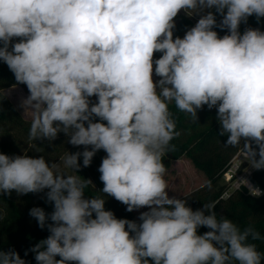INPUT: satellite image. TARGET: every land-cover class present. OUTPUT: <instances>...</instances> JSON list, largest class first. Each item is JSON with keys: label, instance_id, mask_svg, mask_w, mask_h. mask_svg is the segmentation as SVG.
Returning a JSON list of instances; mask_svg holds the SVG:
<instances>
[{"label": "clouds", "instance_id": "9594fccd", "mask_svg": "<svg viewBox=\"0 0 264 264\" xmlns=\"http://www.w3.org/2000/svg\"><path fill=\"white\" fill-rule=\"evenodd\" d=\"M181 10L200 18L174 38ZM253 15L264 17V0H0V60L29 91L21 105L32 112L29 140L63 132L84 146L63 157L75 172L81 157L89 167L103 150L100 191L128 212L149 209L139 223L118 219L105 199L85 196L91 181L43 156L0 153V195L47 189L53 205L29 211L50 233L30 249L37 264H261L264 254L248 242L260 233L218 219L214 203L193 210L170 197L163 163L180 135L174 102L195 120L215 107L225 145L243 140L251 168L264 169V31H239ZM244 181L250 195H264ZM0 264L26 261L0 249Z\"/></svg>", "mask_w": 264, "mask_h": 264}, {"label": "trees", "instance_id": "16d2710c", "mask_svg": "<svg viewBox=\"0 0 264 264\" xmlns=\"http://www.w3.org/2000/svg\"><path fill=\"white\" fill-rule=\"evenodd\" d=\"M210 11L215 12V9H210ZM216 18L217 24H219L222 17L217 13ZM195 24L186 16H181L173 30L174 38L176 36L183 38L186 31L194 27ZM249 27L264 31V17L259 21L254 15L249 17L247 23L240 25L239 31L243 33ZM214 30L221 37L227 34V29L221 30L216 27ZM16 42H19V38L13 39L12 43ZM161 55L159 52L155 53L154 59L160 58ZM17 85H21L28 91L27 86L18 83L7 64L0 60V153L9 156L28 155L37 158L43 156L49 164L58 163L74 146L67 142L68 137L63 132L59 133L57 138L51 142L47 139L29 140L32 120L24 118L4 93L5 89ZM90 100L93 103L97 102L95 96ZM169 110L175 120L176 131L180 135L170 142V145L174 147L167 151L163 157L166 169H169L174 161L186 157L204 173L207 179L202 187L180 199H187L188 206L193 210L203 208L204 204L214 203L218 219L221 216L229 218L241 230L247 227L253 228L260 233L261 238L252 240L249 237L248 242L255 244L257 250L264 254V195L253 197L246 190H241L234 192L228 199H221L227 187L222 179L223 173L232 158L239 150L243 149L244 141L242 140L241 144L236 147L225 145L227 136L219 135L220 125L216 119L217 109L215 107L209 110L205 105L202 110H198L197 120L190 114L178 110L174 102L169 104ZM253 147L255 148L256 145L253 144ZM83 150L84 146H78V151L82 152ZM89 150H91L90 146ZM79 160L81 164L80 178L91 181L84 190L85 196L89 198L101 197L106 200L105 209L111 210L118 219L135 220L139 223L140 221L135 216V210L128 212L125 205L100 191L103 188V183L99 179L101 174L98 168L102 160L98 153L93 157L89 167H83L82 157ZM250 180L264 191V169H254ZM46 192L47 189L41 193L17 195L15 191H12L10 196L0 195V249L15 250L26 261V264H37L35 253L30 249L50 235L47 227L41 229L36 219L29 215V211L33 207H41L46 213L53 211V205L46 202ZM206 231L209 229L200 227L198 234L202 235ZM26 252L27 255H25ZM56 258L60 259V257ZM261 264H264V259Z\"/></svg>", "mask_w": 264, "mask_h": 264}, {"label": "rangeland", "instance_id": "374dc122", "mask_svg": "<svg viewBox=\"0 0 264 264\" xmlns=\"http://www.w3.org/2000/svg\"><path fill=\"white\" fill-rule=\"evenodd\" d=\"M185 14L187 18L192 20L194 23H197L200 18L199 15L188 16L183 10L175 18V23H177L181 16ZM155 67V66H154ZM154 80H158L159 77L154 75ZM5 95L13 102L19 112L27 120H32V112L30 109L23 108L22 101L27 98L29 91H26L21 85L13 86L4 90ZM78 152V147L74 146L70 149L69 153ZM68 153V152H67ZM66 153V154H67ZM98 156L102 160L107 154L103 150H99ZM65 154V155H66ZM64 155V156H65ZM63 156V157H64ZM63 157L59 160V171L66 175H78V172H75L73 169L66 168L63 163ZM80 163V160L78 161ZM81 165V164H80ZM166 181L169 184L168 194L170 197L175 196L177 198H182L188 194H191L198 188L202 187L207 179L203 172L197 169L188 158L184 157L180 160L174 161L169 169L165 173ZM147 207L135 210V216L137 219L141 212L148 211ZM139 220V219H138Z\"/></svg>", "mask_w": 264, "mask_h": 264}, {"label": "built area", "instance_id": "2783aa9c", "mask_svg": "<svg viewBox=\"0 0 264 264\" xmlns=\"http://www.w3.org/2000/svg\"><path fill=\"white\" fill-rule=\"evenodd\" d=\"M253 170L254 169L251 168L250 164L244 157L243 149L239 150L223 173L222 179L227 187L221 196V199H228L236 191L246 190L249 193L244 180H247L250 184L254 185L250 180V175Z\"/></svg>", "mask_w": 264, "mask_h": 264}, {"label": "crops", "instance_id": "0c3cea01", "mask_svg": "<svg viewBox=\"0 0 264 264\" xmlns=\"http://www.w3.org/2000/svg\"><path fill=\"white\" fill-rule=\"evenodd\" d=\"M182 15L186 16L185 14H182ZM186 17H187V16H186Z\"/></svg>", "mask_w": 264, "mask_h": 264}]
</instances>
